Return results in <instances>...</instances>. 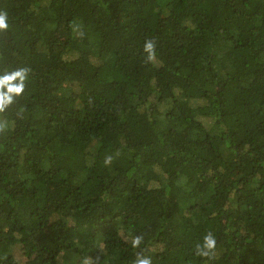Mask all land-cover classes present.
Instances as JSON below:
<instances>
[{
    "label": "trees",
    "instance_id": "1",
    "mask_svg": "<svg viewBox=\"0 0 264 264\" xmlns=\"http://www.w3.org/2000/svg\"><path fill=\"white\" fill-rule=\"evenodd\" d=\"M0 16V264H264V0Z\"/></svg>",
    "mask_w": 264,
    "mask_h": 264
},
{
    "label": "clouds",
    "instance_id": "2",
    "mask_svg": "<svg viewBox=\"0 0 264 264\" xmlns=\"http://www.w3.org/2000/svg\"><path fill=\"white\" fill-rule=\"evenodd\" d=\"M7 28V22L5 20V18L3 16H0V30ZM145 51L149 53V56L151 58V56L154 54L153 49H154V44L151 41H146L145 42ZM26 70H21L19 72L16 73V76H23L24 72ZM22 90L21 88H17L16 92L19 93ZM140 239L139 237L136 238V240L134 241V244H139ZM215 244H216V240L213 236H211L210 234L208 236H206L204 238V243L202 245L201 248V254L202 255H208L214 248H215ZM137 264H151L150 260L147 258L144 259H138Z\"/></svg>",
    "mask_w": 264,
    "mask_h": 264
}]
</instances>
